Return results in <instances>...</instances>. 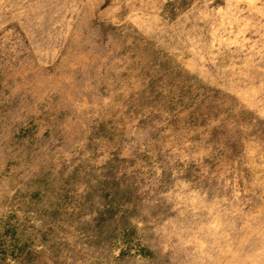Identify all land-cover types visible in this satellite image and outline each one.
<instances>
[{
  "label": "rangeland",
  "instance_id": "1",
  "mask_svg": "<svg viewBox=\"0 0 264 264\" xmlns=\"http://www.w3.org/2000/svg\"><path fill=\"white\" fill-rule=\"evenodd\" d=\"M0 264H264V0H0Z\"/></svg>",
  "mask_w": 264,
  "mask_h": 264
}]
</instances>
